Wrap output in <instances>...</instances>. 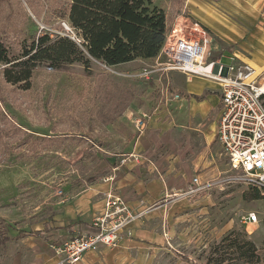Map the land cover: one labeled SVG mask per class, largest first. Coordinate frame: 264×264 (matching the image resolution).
Instances as JSON below:
<instances>
[{
	"label": "rangeland",
	"instance_id": "obj_1",
	"mask_svg": "<svg viewBox=\"0 0 264 264\" xmlns=\"http://www.w3.org/2000/svg\"><path fill=\"white\" fill-rule=\"evenodd\" d=\"M154 1L167 11L166 43L178 37L201 41L208 38L213 59L230 42L241 46L237 51L244 49L246 38L234 43L235 39L232 42L222 37L218 29L225 25L213 12L201 11L199 0ZM69 3L70 0H0V29L7 16L17 28L4 36L11 45V55H19L23 37L33 36L42 28L75 38L66 20ZM165 44L156 58L116 66L96 59H92L90 68L79 62L59 69L41 65L28 90L6 83L0 69V94L5 99L4 107L0 104V216L7 220L0 222V264H13L20 238L16 229L44 216L43 202L47 198L64 197V192L60 195L57 191H65L66 186L83 188L92 179H101L107 173L104 159L125 157L132 140L128 128L135 129L128 113L133 111L137 116L155 110L163 98L166 77L152 80L144 72L155 71L160 63L167 62ZM255 46L252 55L247 56L259 57V45ZM232 56L230 52L223 53L222 62L230 65ZM242 56L245 54L238 53L236 61L245 62ZM259 67L264 70V65ZM150 85L156 89L153 96ZM3 108L30 131L25 146L7 147V143H20L26 136L6 131ZM132 133H137L136 129ZM225 188L203 193L186 214L187 239L178 236L174 249L188 255L189 261L173 254L156 264H251L252 260H245L251 257L247 241L255 243L256 253L262 258L258 264H264V198H252V190L244 184H228ZM250 210L257 211L261 220L246 227L239 217ZM219 243L215 257L222 262H209L211 247Z\"/></svg>",
	"mask_w": 264,
	"mask_h": 264
},
{
	"label": "crops",
	"instance_id": "obj_2",
	"mask_svg": "<svg viewBox=\"0 0 264 264\" xmlns=\"http://www.w3.org/2000/svg\"><path fill=\"white\" fill-rule=\"evenodd\" d=\"M199 5L201 11L220 18L225 25L218 29L222 37L232 42L235 39L234 43L246 38L242 51L230 42L216 58L226 52L233 58L244 53L241 58L264 73L259 67L264 65V0H199ZM255 45H259V57L247 56L252 55ZM150 76L152 80L166 77L163 98L155 110L137 116L133 111L128 113L137 133L128 128L132 140L125 157L104 159L107 173L101 179H92L83 188L66 186L65 191H57L60 195L64 192V197L47 198L43 202L46 214L16 229L20 238L13 264H62L56 246L66 238L94 230L92 222L104 211L108 192L122 196L140 217L117 245L100 244L74 264H156L173 254L179 257L181 251L174 245L178 236L187 239L186 214L193 202L201 200L203 193L226 188L215 186L176 198L168 195L188 189L194 176L205 183L233 172L219 140L222 88L216 80L177 70H160ZM149 88L151 96L155 95L156 89ZM143 115L146 128L140 130L135 119Z\"/></svg>",
	"mask_w": 264,
	"mask_h": 264
},
{
	"label": "built area",
	"instance_id": "obj_3",
	"mask_svg": "<svg viewBox=\"0 0 264 264\" xmlns=\"http://www.w3.org/2000/svg\"><path fill=\"white\" fill-rule=\"evenodd\" d=\"M163 52L167 62L160 63L155 71L146 70L144 75L160 70H177L220 83L223 112L219 124V140L233 170L232 173L205 183L200 181L198 175L194 176L188 189L168 196H191L215 186L237 183L257 189L264 198V73L253 64L239 63L235 58L230 65H225L221 56L213 59L208 38L202 41L186 37L168 40ZM176 97L180 98V95L176 94ZM144 117L146 115L135 119L140 130L146 128ZM139 217L140 213L134 212L122 196L108 192L104 211L92 222L94 230L64 239L56 246V253L62 255V264H74L87 251L100 244L117 245L129 226ZM239 218L246 226L261 220L256 211L244 212Z\"/></svg>",
	"mask_w": 264,
	"mask_h": 264
},
{
	"label": "trees",
	"instance_id": "obj_4",
	"mask_svg": "<svg viewBox=\"0 0 264 264\" xmlns=\"http://www.w3.org/2000/svg\"><path fill=\"white\" fill-rule=\"evenodd\" d=\"M66 20L75 33V38L68 33H53L42 28L33 36L24 35L18 47L19 55L13 56L10 53L11 45L4 39L5 33L14 28L10 16H7L0 29V69L6 83L30 89L35 71L41 65L59 69L79 62L90 68L92 59L108 66L138 59H153L160 54L169 33L167 11L154 0H70ZM0 104L4 107L5 99L2 94ZM3 111L7 119V125L4 126L6 131H16L26 136L20 143H7V147L12 149V146H25L31 134L19 125L12 113L4 108ZM8 134L10 136L11 133ZM250 190L252 198L262 197L257 189ZM0 222L6 223V219L0 216ZM25 232L20 231L21 234ZM247 244L251 257L245 260L258 264L262 258L256 253L255 243L247 241ZM219 245L220 243L211 247L209 262H222L215 257V253L219 252ZM178 255L182 260L189 261L188 255Z\"/></svg>",
	"mask_w": 264,
	"mask_h": 264
}]
</instances>
